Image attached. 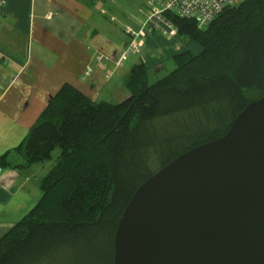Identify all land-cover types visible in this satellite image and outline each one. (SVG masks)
I'll return each instance as SVG.
<instances>
[{
    "label": "trees",
    "instance_id": "obj_1",
    "mask_svg": "<svg viewBox=\"0 0 264 264\" xmlns=\"http://www.w3.org/2000/svg\"><path fill=\"white\" fill-rule=\"evenodd\" d=\"M166 15L187 40L168 73L151 81L150 67L135 64L118 103L64 83L15 148L17 167L60 152L40 200L1 236L0 264H114L118 223L137 188L225 135L264 96V0L228 7L206 27Z\"/></svg>",
    "mask_w": 264,
    "mask_h": 264
},
{
    "label": "crops",
    "instance_id": "obj_2",
    "mask_svg": "<svg viewBox=\"0 0 264 264\" xmlns=\"http://www.w3.org/2000/svg\"><path fill=\"white\" fill-rule=\"evenodd\" d=\"M121 1L125 8L127 0H0V238L40 200L41 182L60 152L15 165V148L50 98L70 83L95 101L118 103L130 95L131 68L140 62L149 66L142 57L126 63L130 38L118 30H124L123 12L117 11ZM176 36L170 35L166 59L187 48V40ZM98 54L108 59L97 61Z\"/></svg>",
    "mask_w": 264,
    "mask_h": 264
},
{
    "label": "water",
    "instance_id": "obj_3",
    "mask_svg": "<svg viewBox=\"0 0 264 264\" xmlns=\"http://www.w3.org/2000/svg\"><path fill=\"white\" fill-rule=\"evenodd\" d=\"M114 264H264V96L137 188Z\"/></svg>",
    "mask_w": 264,
    "mask_h": 264
},
{
    "label": "built area",
    "instance_id": "obj_4",
    "mask_svg": "<svg viewBox=\"0 0 264 264\" xmlns=\"http://www.w3.org/2000/svg\"><path fill=\"white\" fill-rule=\"evenodd\" d=\"M6 2L7 0H2ZM144 6L141 7L148 13V18L141 30H135L133 26L127 25L126 30L132 35L133 39L126 51H140L142 41L139 39L143 33H161L164 35L177 34V27L167 18L166 14H177L183 18L196 21L199 27H206L220 13L228 7L238 6L245 0H143ZM108 59L104 54H98L97 61ZM89 66L85 76H89L92 71ZM0 165V173L2 172Z\"/></svg>",
    "mask_w": 264,
    "mask_h": 264
},
{
    "label": "rangeland",
    "instance_id": "obj_5",
    "mask_svg": "<svg viewBox=\"0 0 264 264\" xmlns=\"http://www.w3.org/2000/svg\"><path fill=\"white\" fill-rule=\"evenodd\" d=\"M144 1L143 0H127L126 7L124 8V4L122 1L120 2V10H117L118 12L122 11L123 14L121 15L122 18V28H124L123 32L119 30V34L124 36V33L128 35L127 38L133 39L132 35L126 30L127 25L133 26L135 30H141L144 26V23L146 22L148 18V13L145 10H142V12H139V8L143 7ZM147 13V14H146ZM122 32V33H121ZM171 35V34H170ZM170 35H164L160 33L155 34H149V33H143L140 35L139 39L142 40L143 46L141 47L140 51H125L127 58L129 57L128 61L126 63H130L131 61H134L135 59H139L142 57L150 67V76L151 81H155L158 77L163 76L164 74L168 73L173 67L174 64L170 58H165V55L167 53V50L169 47L172 46V38ZM176 38H182L178 34ZM177 41V39H174ZM170 41V42H169ZM174 42V41H173ZM128 46L125 48V50L128 49L130 42L127 43ZM199 45L196 42L192 43L191 48L195 51L199 49ZM160 65L164 64L163 68L157 71L156 69L160 67V65H157L156 63L159 61H163ZM59 150L55 151V156L58 154Z\"/></svg>",
    "mask_w": 264,
    "mask_h": 264
}]
</instances>
